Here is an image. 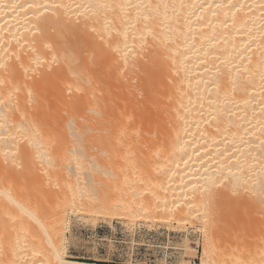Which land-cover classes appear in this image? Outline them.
Masks as SVG:
<instances>
[{
	"label": "bare ground",
	"instance_id": "6f19581e",
	"mask_svg": "<svg viewBox=\"0 0 264 264\" xmlns=\"http://www.w3.org/2000/svg\"><path fill=\"white\" fill-rule=\"evenodd\" d=\"M73 171H142L145 203ZM230 192L264 202V0H0V264H112L66 257L76 201L206 226Z\"/></svg>",
	"mask_w": 264,
	"mask_h": 264
},
{
	"label": "rangeland",
	"instance_id": "374dc122",
	"mask_svg": "<svg viewBox=\"0 0 264 264\" xmlns=\"http://www.w3.org/2000/svg\"><path fill=\"white\" fill-rule=\"evenodd\" d=\"M89 129L61 124L56 130L58 134L53 136L57 144L52 141L47 146L56 145L60 154L70 155L68 163L74 162L72 157L77 155L87 164L90 155H85L84 151L100 153L97 142L87 134ZM73 172L79 175L83 192L87 194L94 189L92 192L100 198L106 187L112 191L114 185L121 182L125 188L138 190L137 194L134 195V191L128 196L130 201L145 203L147 189L139 191L140 182L146 177L142 171H111L113 174L108 171L104 176L101 174L104 171ZM104 178L110 179L109 182L103 183ZM234 193L230 192L229 197L224 196V200L218 202L206 226L197 221H180L171 215L145 217L135 214L139 216L135 218L125 211L87 212L80 208L79 201L67 204L63 251L69 259L112 264H202L203 260L207 264H264V202L255 194L257 199H251L252 194L234 196Z\"/></svg>",
	"mask_w": 264,
	"mask_h": 264
}]
</instances>
